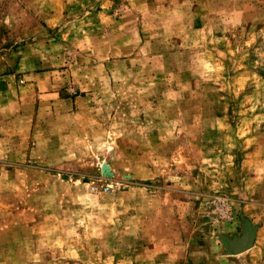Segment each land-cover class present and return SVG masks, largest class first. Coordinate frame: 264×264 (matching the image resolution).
I'll return each mask as SVG.
<instances>
[{"label": "rangeland", "instance_id": "obj_1", "mask_svg": "<svg viewBox=\"0 0 264 264\" xmlns=\"http://www.w3.org/2000/svg\"><path fill=\"white\" fill-rule=\"evenodd\" d=\"M0 264H264V0H0Z\"/></svg>", "mask_w": 264, "mask_h": 264}, {"label": "water", "instance_id": "obj_2", "mask_svg": "<svg viewBox=\"0 0 264 264\" xmlns=\"http://www.w3.org/2000/svg\"><path fill=\"white\" fill-rule=\"evenodd\" d=\"M224 241L229 254L240 255L252 248L254 242V233L249 229H246L241 237L225 239Z\"/></svg>", "mask_w": 264, "mask_h": 264}, {"label": "bare ground", "instance_id": "obj_3", "mask_svg": "<svg viewBox=\"0 0 264 264\" xmlns=\"http://www.w3.org/2000/svg\"><path fill=\"white\" fill-rule=\"evenodd\" d=\"M107 171H108V169L106 168V173L104 172V173H105V175H107V174H108V172H107Z\"/></svg>", "mask_w": 264, "mask_h": 264}]
</instances>
